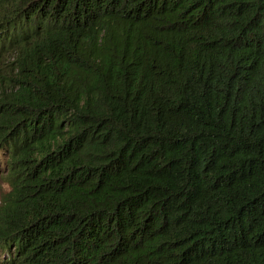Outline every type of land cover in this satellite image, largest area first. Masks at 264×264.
<instances>
[{"label": "trees", "instance_id": "1", "mask_svg": "<svg viewBox=\"0 0 264 264\" xmlns=\"http://www.w3.org/2000/svg\"><path fill=\"white\" fill-rule=\"evenodd\" d=\"M0 264H264V0H0Z\"/></svg>", "mask_w": 264, "mask_h": 264}, {"label": "rangeland", "instance_id": "2", "mask_svg": "<svg viewBox=\"0 0 264 264\" xmlns=\"http://www.w3.org/2000/svg\"><path fill=\"white\" fill-rule=\"evenodd\" d=\"M4 176V173L0 171V198L9 190V186Z\"/></svg>", "mask_w": 264, "mask_h": 264}]
</instances>
